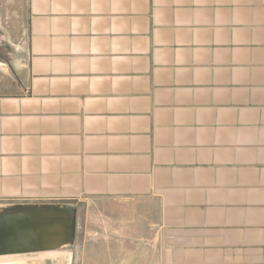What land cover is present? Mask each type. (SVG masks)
I'll return each mask as SVG.
<instances>
[{
  "label": "crops",
  "instance_id": "crops-1",
  "mask_svg": "<svg viewBox=\"0 0 264 264\" xmlns=\"http://www.w3.org/2000/svg\"><path fill=\"white\" fill-rule=\"evenodd\" d=\"M24 23L0 51V264H77L94 200L155 208L151 264H264V0H26Z\"/></svg>",
  "mask_w": 264,
  "mask_h": 264
},
{
  "label": "rangeland",
  "instance_id": "rangeland-1",
  "mask_svg": "<svg viewBox=\"0 0 264 264\" xmlns=\"http://www.w3.org/2000/svg\"><path fill=\"white\" fill-rule=\"evenodd\" d=\"M26 0H0V51H9L25 25ZM0 67L1 66L0 64ZM78 207L77 264H151L155 247L156 211L144 201L75 202ZM84 252V254H83Z\"/></svg>",
  "mask_w": 264,
  "mask_h": 264
},
{
  "label": "water",
  "instance_id": "water-1",
  "mask_svg": "<svg viewBox=\"0 0 264 264\" xmlns=\"http://www.w3.org/2000/svg\"><path fill=\"white\" fill-rule=\"evenodd\" d=\"M52 207H57V206H55V205H24V206H20V208L24 210L21 213H25V214L28 213L29 211H38V210L48 212L49 209H51ZM26 209H27V211H25ZM39 219L41 221H38V222H40L41 226H48L50 224V218L47 217L46 215L43 217H39Z\"/></svg>",
  "mask_w": 264,
  "mask_h": 264
}]
</instances>
